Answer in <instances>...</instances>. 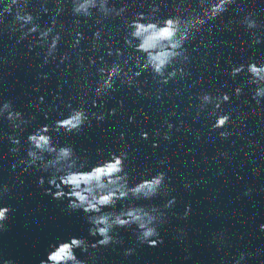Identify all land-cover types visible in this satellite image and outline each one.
<instances>
[{
  "label": "water",
  "instance_id": "95a60500",
  "mask_svg": "<svg viewBox=\"0 0 264 264\" xmlns=\"http://www.w3.org/2000/svg\"><path fill=\"white\" fill-rule=\"evenodd\" d=\"M20 2L35 17V23L46 28L61 0ZM119 2L113 0V3ZM140 2L143 0H138ZM155 2L163 6L160 15L177 14L188 18L208 6L207 0ZM241 2L246 4V11L264 21V0ZM62 6L65 11L60 16L58 30L63 32L64 39L60 41L59 53L68 51L65 42L71 38L75 21L71 0H62ZM241 16L238 7H233L199 32L193 31L195 39L187 43L191 61L184 65L183 78L178 76L163 85L161 91L158 78L144 72L139 79L148 95H138L134 88L118 84L113 98L107 99L108 107H117L115 116L103 122L93 120L78 133L58 137L59 143L74 146L81 159L89 164L113 150L127 152V169L133 183L142 176L166 172L165 190L151 201L140 203L162 205L176 196V211L182 212L188 203L192 206L187 221L170 216V223L161 228L162 245H145L136 255L127 258L119 250H109L98 264H232V258L241 251L252 254L244 264H264V232L257 229V225L264 222V101L257 106L251 99L252 89L245 87L239 98L221 107L220 111L231 113L232 119L224 128L215 130L210 127L215 117L205 113L197 118L196 109L192 107L195 97L204 91L231 92L235 84L247 80L246 74L237 77L235 82L230 78L225 62L229 55L237 62H247L249 56H259L264 62V45L253 48L249 30H228L231 25L226 21L238 22ZM97 19L94 15L82 25L87 39L81 41L80 46L85 62L88 57H95L97 63L78 70L75 55L70 65L56 68L53 62L41 68L46 43L39 40L38 34L21 39V32L13 27V15L3 17L0 22V103L11 100L25 115L34 117L29 131L41 123L54 124L62 113H67L69 102L73 107L86 103L92 110L94 73L114 61L123 63L122 57L108 55L105 46V41L110 40L113 49L128 51L123 43V24L118 19L106 21L100 47L92 50L91 33ZM218 58L220 64L216 63ZM176 63L180 66L182 58ZM39 71L48 72V80L36 79ZM41 95L45 101L38 105L36 100ZM158 95L162 99H158ZM121 98L122 107L118 106ZM173 111L177 117H172ZM45 113L49 119H44ZM130 115L135 117L132 123L128 120ZM166 118L184 120L183 129L173 130L170 140L164 139L162 134L166 130ZM4 127L0 123V132ZM157 129L162 130L160 136L155 135ZM145 131L150 133L148 139L141 137ZM224 131L230 133L227 138L220 135ZM155 141L159 146H153ZM10 147L6 140L0 139V185L7 183L11 188L3 202L15 208L8 221L9 229L0 232V256L15 259L16 264H40L51 242L73 234L85 236L88 225L82 212L63 211V202L45 195L44 190L37 187V178L49 173L36 169L13 171L11 163L17 155L9 152ZM13 183L16 187H11ZM178 226L187 233L183 242L177 234ZM123 234L127 239L129 234Z\"/></svg>",
  "mask_w": 264,
  "mask_h": 264
},
{
  "label": "clouds",
  "instance_id": "9594fccd",
  "mask_svg": "<svg viewBox=\"0 0 264 264\" xmlns=\"http://www.w3.org/2000/svg\"><path fill=\"white\" fill-rule=\"evenodd\" d=\"M207 4L200 13L188 18L177 14L160 15L163 6L155 0H143L140 3L138 0H120L119 3H113V0H71V12L75 18L72 25L74 31L65 42L68 51L59 53L60 41L64 39L63 32L58 30L60 16L65 11L62 0L46 28L35 23V17L27 11L26 5H21L20 0H0V22H3L5 15H13V27L21 32V39L38 34L39 40L46 43L41 68L53 62L56 68L70 65L74 55L78 57L75 61L78 70L94 66L97 58L88 57L85 62L80 47L81 41L87 39L82 25L87 24L94 15L98 19L97 26L91 33L92 50L99 49L104 25L112 19L122 22L123 43L128 49H113L111 41H105L108 55L122 57L123 63L114 61L94 73L96 82L92 89V110L87 108L86 103L73 107L69 102L67 113H62L54 124L41 123L29 131L34 117L25 115L11 100L0 103V123L5 126L0 132V139L6 140L11 145L9 152L17 155L11 163V169H22L24 172L36 169L41 173H49L37 178V187L43 189L45 195L63 202V211L69 214L82 212L88 225L85 236L73 234L51 242L40 264H98L99 259L109 250H119L124 257H131L145 245L158 247L164 243L161 228L170 223V216L183 221L190 217V203L184 206L182 212L176 211V196H171L162 205L140 203L151 201L165 190L166 172L142 176L133 183L127 169V152L113 150L89 164L81 159L74 146L59 143L58 137L78 133L93 120L103 122L108 117L115 116L117 107H108L107 99L113 98L112 94L116 92L118 84L134 88L138 95H148L139 79L144 72H151L154 79L158 78L161 91L163 85L169 84L178 76L183 78L184 65L191 61L187 43L189 39H195L193 31L199 32L233 7H238L242 16L238 22L234 19L226 21L231 25L228 30H249L252 33L249 41L252 47L264 45V21L258 20L251 11H246V4L241 0H207ZM211 32L212 28L209 27V33ZM181 58L183 63L177 66L176 62ZM99 60L103 62V56ZM225 62L234 82L242 74L247 75V80L235 84L231 92L217 89L213 94L211 91H204L195 97L196 102L192 105L196 109L197 118L205 113L215 117L210 125L213 130L224 128L231 121V113L221 112L220 109L234 98H239L245 87L252 89L251 99L257 106L264 101V62L259 56H249L247 62H237L229 55ZM216 63L220 64L221 60L218 58ZM48 78V72L36 73V79ZM76 82H79V78ZM157 98L162 99V96L158 95ZM44 101L45 97L41 95L36 103L39 105ZM123 105L124 100L121 98L118 106ZM177 116L173 111L172 117ZM44 119H49L48 113H45ZM128 120L132 123L135 117L130 115ZM183 126L184 120L181 118L178 121L166 118V130L162 133L161 129H157L155 135L160 136L162 133L164 139L170 140L172 131L179 132ZM149 135L147 131L141 133L143 139H148ZM220 135L227 138L230 133L224 131ZM124 136L122 132L121 139ZM24 145L26 147H22ZM153 146H159V142L155 141ZM20 183L23 184L24 181L20 179ZM11 187H16L15 183ZM10 192L11 188L7 183L0 185V232L9 229L8 221L15 211L13 204L3 202L4 196ZM257 229L264 232V222L259 223ZM123 233L129 234L127 239ZM177 234L183 242L187 233L183 227L178 226ZM251 255L241 251L232 258V264H244ZM0 264H16V260L0 256Z\"/></svg>",
  "mask_w": 264,
  "mask_h": 264
}]
</instances>
